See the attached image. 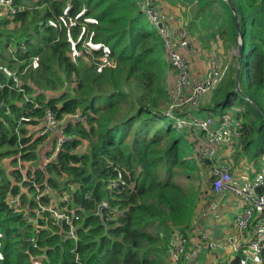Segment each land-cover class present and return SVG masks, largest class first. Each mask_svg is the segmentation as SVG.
I'll return each instance as SVG.
<instances>
[{
	"label": "trees",
	"instance_id": "1",
	"mask_svg": "<svg viewBox=\"0 0 264 264\" xmlns=\"http://www.w3.org/2000/svg\"><path fill=\"white\" fill-rule=\"evenodd\" d=\"M15 1L13 20L0 7V264H168L171 236L175 230L187 236L199 201L195 187H181L176 177L183 171L190 179L200 167L189 160L185 134L162 115L172 68L158 28L141 0ZM179 1L192 5L203 40L239 50L242 38L237 68L203 111L238 107L235 170L248 159L261 173L264 0ZM46 109L60 120L80 112L87 123L68 122L69 140L56 162L24 174L20 162L37 161L45 141L27 135L25 126L39 124ZM83 142L88 148L79 153ZM117 169L126 184L111 188ZM47 188L71 194L65 206L79 209L77 240L66 239L61 231L68 226L61 228L49 212L34 225L8 203L21 195L23 207L48 206L51 197L32 198Z\"/></svg>",
	"mask_w": 264,
	"mask_h": 264
},
{
	"label": "built area",
	"instance_id": "2",
	"mask_svg": "<svg viewBox=\"0 0 264 264\" xmlns=\"http://www.w3.org/2000/svg\"><path fill=\"white\" fill-rule=\"evenodd\" d=\"M140 6L149 20L156 25L163 39L166 58L172 68L174 80L170 87V101L163 110L162 115L172 122L173 127L185 134L187 141L192 146L189 160L209 173L208 180L212 191L217 197L224 198L233 195L239 199L242 212L235 220V228L240 242L235 250L243 253L240 264H263L264 252V169L250 177L246 170H235L234 158L241 147V124L238 116L230 112L218 116L203 112L204 102L212 91L226 79L230 69L229 64H223L215 56L209 57L210 69L202 80H196L190 76L189 63L182 53L179 41L182 43L184 34L176 36L170 22V18L159 6L157 0H141ZM0 7L5 9L11 19L17 14L15 0H0ZM21 11V9H19ZM160 26V27H159ZM87 45V44H85ZM26 50V46H23ZM109 53H105L104 62L111 66ZM38 92V91H37ZM3 107V105H0ZM68 122L87 123V117L80 112L66 116L60 120L51 109H46L37 129L36 138L45 139L54 137V152L48 158L46 166L56 162L58 154L69 140L66 134ZM32 135V134H31ZM23 162H20L22 166ZM23 168V167H22ZM22 170V169H21ZM118 179L112 182L111 188L124 186L126 183L121 170H116ZM23 172V170H22ZM242 172V174H240ZM27 174V173H26ZM247 175L245 179H241ZM26 176V175H25ZM71 199L70 193H65L61 198L62 206L54 207L38 204L37 208L22 206L21 195L11 196L8 203L16 212H23L24 217L32 224L37 225L38 219L45 212H49L61 228L68 226V230L61 234L68 240H77V211L69 210L67 205ZM40 202V201H39ZM107 207L103 203L100 208ZM100 209V210H102ZM64 228V227H63ZM188 234L175 230L171 236L168 248L170 264H191V258L202 251L207 244L213 248L216 244L206 242L207 237L202 236L200 242L193 246L188 242ZM36 246V245H35Z\"/></svg>",
	"mask_w": 264,
	"mask_h": 264
},
{
	"label": "crops",
	"instance_id": "3",
	"mask_svg": "<svg viewBox=\"0 0 264 264\" xmlns=\"http://www.w3.org/2000/svg\"><path fill=\"white\" fill-rule=\"evenodd\" d=\"M157 2L170 18L171 26L176 36L179 37V34L184 32L182 33L184 34L182 43L180 40L178 41L182 53L185 54L188 60L190 76L196 80H202L205 76L204 67L209 57L212 55L219 56V51L224 53L222 42L213 40L208 42L206 39L203 40L204 32L199 31L197 25H193V23L196 22L194 18L189 21L186 16L191 8H186L179 1L176 4L174 0H157ZM170 76L169 83L172 84L174 80L172 72H170ZM73 86L75 85L73 84ZM209 104L206 98L204 107ZM203 112L207 113V111ZM38 128L39 126L37 124L33 127V131L37 132ZM30 133L33 134V132ZM54 147V137L45 139L38 148L39 159L34 162L22 163V166L19 164V168L24 167L25 173H23L26 174L29 170L35 171L37 168L45 167L48 158L54 152ZM86 149L87 144L83 142L78 152L83 153ZM242 162V165L246 163L250 167L256 164V162L254 163L253 161L245 159H242ZM259 165H261L262 169L264 166V158L259 162ZM241 168H243V166ZM203 170L205 169L200 167V172ZM240 174H242V172ZM199 190L200 187L198 186L196 191ZM197 193L199 201L192 221L191 230H189L188 242L193 246L195 243L200 242L202 236H206V242H213L216 246L213 248V246L210 247L209 244H207L202 251L191 258L190 263L233 264L234 260L241 256L240 252L235 250L240 242L238 232L235 228V220L242 212L239 199L233 195H227L224 198L217 197L212 191L209 180Z\"/></svg>",
	"mask_w": 264,
	"mask_h": 264
},
{
	"label": "rangeland",
	"instance_id": "4",
	"mask_svg": "<svg viewBox=\"0 0 264 264\" xmlns=\"http://www.w3.org/2000/svg\"><path fill=\"white\" fill-rule=\"evenodd\" d=\"M178 1L179 0H174V2L176 4L178 3ZM179 2H181V1H179ZM15 3H16V1H15ZM183 5H185L186 8H191V9L193 8L192 5H190L189 2H187L186 4H183ZM191 9L189 10V13L186 14V16L188 17L189 21L193 18V9L192 10ZM214 31H216V29H214ZM182 33H184V32H182ZM209 38H213V37H209ZM222 45H223V48H224V51L225 52L222 53V52L219 51V53H220L219 56H217V55H212V56H215L217 58V60H219L220 62H222L224 65L225 64H229L230 69H229L228 74H230L232 72V70H234V69L237 68V65H238V57H239V50L237 48H235V47H229V45L225 44L224 41L222 42ZM75 57H76V55L73 56V59ZM209 69H210V64L207 61V64H205V67H204V70H205V73L204 74L205 75L208 73ZM214 96H215L214 91H212L209 94H207V97L206 98L208 99V102L210 104L215 103V102H213L214 101ZM235 109H236V111L233 114L234 115H237L238 107H236ZM227 112H230V110H227L225 113H227ZM214 115L218 116V115H220V113L218 112L217 114H214ZM166 123L169 124L168 121H166ZM156 125H159L161 128H164V129L166 127V126L164 127V125H163L162 122H157L155 124V126ZM33 127H34V125H29V124L25 126V128L27 129V135L31 134L30 132H33L32 135L36 136L35 131H33ZM85 143L87 144V148H88V142H85ZM240 165H237V166L239 167ZM244 168H245L244 170H246V173H248L250 177H252V176H254L256 174V171H254V167H250V166H248L246 164V166ZM263 168H264V166H263ZM18 169H19V166H18ZM20 169H22L23 172L25 173V168L24 167L23 168H20ZM242 170H243V168H242ZM244 170H243V172H244ZM182 172L183 171H180V175H178L176 177V182L181 187H183V188L184 187L187 188L189 185H193L195 187V192H199L201 190V188L208 183V180H207V178L209 177L208 171L203 170L201 172L200 171L199 172H196V174L193 175L190 179L186 175H183L184 173H182ZM246 177H247V175H244L243 177H241V179H245ZM198 186L200 187V190L199 191H196L197 188H198ZM24 193H27L30 196V194L28 193V190L27 189L24 191ZM41 196H43V197L44 196L51 197V202H50V204L52 203L51 206H54V207L56 206L58 208L60 207L61 198L63 197V196H61V197L58 196L56 193L52 192L50 189L47 188L44 192H41V190H39L38 192H36V194H33L32 195V198H36L37 200H39V198ZM50 204H48V206ZM43 206H46V205H43ZM168 264H170V259L168 260Z\"/></svg>",
	"mask_w": 264,
	"mask_h": 264
},
{
	"label": "water",
	"instance_id": "5",
	"mask_svg": "<svg viewBox=\"0 0 264 264\" xmlns=\"http://www.w3.org/2000/svg\"><path fill=\"white\" fill-rule=\"evenodd\" d=\"M233 11H234V14H235V16H236V18H237V31H238V33H240V25H239V21H238V13H237V11H236V9L233 7ZM160 27V26H159ZM239 45H240V49H239V52H240V54L242 55V52H243V45H242V38L241 37H239ZM239 75H240V70H238V73H237V91L238 92H241L240 91V89H239ZM100 209H102V208H100ZM101 211V210H100Z\"/></svg>",
	"mask_w": 264,
	"mask_h": 264
}]
</instances>
